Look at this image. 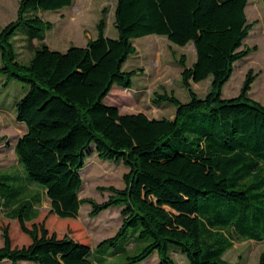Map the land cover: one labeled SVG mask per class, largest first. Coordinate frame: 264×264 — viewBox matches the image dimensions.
I'll use <instances>...</instances> for the list:
<instances>
[{
	"label": "trees",
	"instance_id": "16d2710c",
	"mask_svg": "<svg viewBox=\"0 0 264 264\" xmlns=\"http://www.w3.org/2000/svg\"><path fill=\"white\" fill-rule=\"evenodd\" d=\"M248 1L117 0V37L106 35L102 17L96 38L60 51L44 42L53 24L40 13L73 0H20L17 17L0 29V72L29 86L16 100L17 119L26 124L14 144L17 158L57 217L75 219L89 202L92 217L122 206L124 219L96 247L51 233L44 222L29 227L39 216L41 193L25 196L2 182L19 177L3 174L0 209H9L31 240L13 246L4 228L0 264H101L108 247L131 229L148 242L124 264H139L156 252L160 264H177L173 245L187 254L188 264H233L224 255L236 241L264 240V104L249 96L253 73L239 95L222 97L235 62L257 49L245 43L256 24L247 18ZM22 26L31 28L30 42L40 41L28 63L18 59L13 42ZM149 34L182 46L192 42L196 49L192 66L185 56L180 60L190 100L157 95L158 103L176 104L173 118L121 113L105 103L115 84L132 87L139 70L125 71L123 65L136 52L133 38ZM209 76L211 88L200 97L192 83ZM93 152L129 168L125 188L109 187L103 202L79 195L81 170Z\"/></svg>",
	"mask_w": 264,
	"mask_h": 264
},
{
	"label": "rangeland",
	"instance_id": "374dc122",
	"mask_svg": "<svg viewBox=\"0 0 264 264\" xmlns=\"http://www.w3.org/2000/svg\"><path fill=\"white\" fill-rule=\"evenodd\" d=\"M19 3L20 0H0V29L17 17ZM116 4L117 0H73L71 5L60 9L42 11L40 13L42 18L53 24L46 30L44 42L60 51L67 50L71 45L84 46L88 40L98 36V23L102 17L106 21V35L117 37ZM247 14L249 19L256 20L257 24L245 39V43L250 47L256 45L257 49L235 62L234 71L223 86L222 97L231 98L239 95L247 74L251 71L255 80L249 96L264 104L263 0H250ZM30 31L31 28L22 26L13 37L18 59L23 63L31 60L35 47L40 44L38 39L30 42L28 39ZM133 44L136 52L130 54L123 65L125 71L139 70L133 76L132 87L123 88L115 84L105 103L115 104L121 113L142 112L149 117L173 118L176 104L170 101L158 103L157 95L168 93L174 94L184 102L190 100L189 90L182 81L183 67L180 60L185 56L187 65H193L197 58L194 44L189 42L183 46L178 45L168 40L166 36L158 34L133 38ZM7 81L8 74L0 72V176L10 174L19 178L2 181L0 177V181L15 184L28 197L41 193V202L37 205L39 216L27 222L29 227L34 222H44L51 233L55 232L58 236L68 234L96 247L103 239L116 234L123 223V207L111 206L92 217L91 204L85 202L81 205L80 215L75 219L59 218L51 213L50 199L37 182L28 178L14 150L16 140L26 130V124L17 119L16 100L24 96L29 86L16 78ZM192 87L200 97H205L211 88V76L192 83ZM128 171L129 168L122 161L102 159L97 152H93L88 156L86 165L81 170L83 184L79 192L80 197L92 198L98 202L105 201L111 194L109 187L125 188L124 176ZM0 187L4 185L0 184ZM4 228H8L13 246L21 247L31 240L21 230L19 221L11 217L9 209H0V247L4 242ZM147 242L139 239L138 232L131 229L116 246L108 247L101 264H124L127 255L138 252ZM262 252H264V240L243 239L236 241L224 256L233 264H259ZM170 254L177 264H188L187 254L178 246H171ZM21 264L36 263L24 261ZM139 264H160L158 253H154Z\"/></svg>",
	"mask_w": 264,
	"mask_h": 264
},
{
	"label": "crops",
	"instance_id": "0c3cea01",
	"mask_svg": "<svg viewBox=\"0 0 264 264\" xmlns=\"http://www.w3.org/2000/svg\"><path fill=\"white\" fill-rule=\"evenodd\" d=\"M249 2H250V0L248 1V4H249ZM263 2H264V0H263ZM248 4H247V6H246V14H247ZM247 18H248L249 21H256V20H250L249 17H248V14H247ZM256 24H257V21H256ZM256 24H255V25H256ZM255 25H254V26H255Z\"/></svg>",
	"mask_w": 264,
	"mask_h": 264
}]
</instances>
